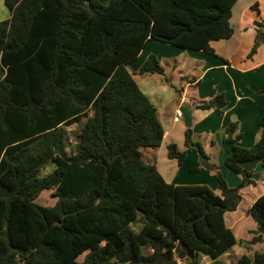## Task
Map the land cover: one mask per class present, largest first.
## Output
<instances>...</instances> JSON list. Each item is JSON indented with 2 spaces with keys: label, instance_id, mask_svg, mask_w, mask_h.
<instances>
[{
  "label": "trees",
  "instance_id": "16d2710c",
  "mask_svg": "<svg viewBox=\"0 0 264 264\" xmlns=\"http://www.w3.org/2000/svg\"><path fill=\"white\" fill-rule=\"evenodd\" d=\"M237 1L4 0L0 264H222L238 243L225 216L237 211L241 190L256 185L239 163L264 156V118L251 148L239 144L237 124L225 129V166L242 177L237 187L220 173L217 192L168 183L144 154L161 147L165 130L129 65L152 41L214 54L212 42L234 35ZM140 74L165 69L151 54ZM226 106L220 94L198 108ZM78 125L68 142L67 128ZM185 146L169 145L168 158L181 165L193 147L206 157L192 129ZM50 162L55 170L40 177ZM46 191L54 206L37 202ZM248 215L256 229L247 244L255 247L264 243V195ZM235 264H264V252Z\"/></svg>",
  "mask_w": 264,
  "mask_h": 264
},
{
  "label": "crops",
  "instance_id": "0c3cea01",
  "mask_svg": "<svg viewBox=\"0 0 264 264\" xmlns=\"http://www.w3.org/2000/svg\"><path fill=\"white\" fill-rule=\"evenodd\" d=\"M239 6L241 8L235 16V11ZM232 12L231 26L234 35L228 40L212 42L211 48L215 51L214 54L198 51V57L201 60L176 62L173 67L169 68L172 76L179 74L177 76L180 81L179 89L176 90L177 99L173 121L175 122L177 109L184 105L191 108L192 127L186 129H192L193 143L201 145L206 158L214 166V170L208 171L200 164L199 154L201 153L196 147H193L182 164L177 163L176 171L173 173L168 171L169 177L173 180L172 182L168 181L160 172L168 183L186 185L191 182L187 181L190 176L189 172L197 170L195 173H191L198 174L195 176L198 180L194 182L198 185H206L214 192H217L218 183L215 178L217 173L223 176L230 187H236L235 184L239 185L242 177L225 166L227 154L223 147V140L226 127L232 123L237 124L238 129L235 136L241 135L239 144L244 148H251L261 138V120L264 118V0H238ZM9 18L10 14L1 15L0 21ZM234 21L237 27L233 25ZM257 40H260V46L257 52L250 57ZM151 44L150 42L139 58L129 65L131 73L133 71L132 65L139 60L142 61L150 54L149 52H153L148 50ZM186 56L189 57L188 54ZM138 63L142 66L144 61ZM194 71H197V73L191 79H188L185 74ZM205 89L208 95H202ZM191 90L194 93L192 97L189 95ZM220 94H224L227 102V106L223 110H201L198 108L202 104L211 102ZM182 120L175 123H180ZM203 141L205 147L201 144ZM186 150L187 147L185 146L183 151ZM146 158H155L157 165L156 155L146 156ZM253 178L256 181L257 189L264 187V167L258 166L253 173ZM261 189L263 191L257 195L251 193L252 201L249 203L247 210L245 209V213L238 216V207L236 212L228 213L230 214L229 217L226 214L225 219L228 228L233 230V225H229L228 219L236 224L245 214L248 215V211L255 201L264 195V188ZM243 190H241V194L244 197ZM262 250L264 248L261 251L254 249L253 252H263ZM203 259L205 260L206 257H203Z\"/></svg>",
  "mask_w": 264,
  "mask_h": 264
},
{
  "label": "rangeland",
  "instance_id": "374dc122",
  "mask_svg": "<svg viewBox=\"0 0 264 264\" xmlns=\"http://www.w3.org/2000/svg\"><path fill=\"white\" fill-rule=\"evenodd\" d=\"M241 8L239 6L237 10L235 11V16L238 12V10ZM1 15H9V10L7 9L4 0H0V16ZM236 19V18H235ZM233 25L237 27L236 22L234 21ZM152 44L149 47V52L151 54H154L157 56V58L160 60L161 66L166 70V76H160V75H141L140 74V67L141 64L138 62H145L147 57H145L142 61L136 62V64L132 65V74L135 77V80L141 89V91L148 96V98L151 100V102L155 105L158 111V115L160 118V121L162 122L165 131H166V137L161 145L160 148L156 150H148L144 151V154L146 156H152L156 155L157 157V167L159 169V172H161L168 181L172 182V178L169 177L168 171L173 173L177 170V161L171 160L168 158V146L171 144L177 145L179 150L183 151L185 149V122L184 119L180 123H175L173 121V118L175 116V107H176V99H177V92L176 90L179 89L180 81L178 79L179 75L177 73L176 76L171 75V71H169V68L173 67L176 62H195V60H201L198 56V52L193 51H184L182 49L158 43L156 41H152ZM188 54V58L187 55ZM183 66V64H182ZM197 73V71L194 72H187L185 75L188 79H191L192 76ZM193 91L191 90L189 95L192 97ZM202 95H208V92L205 89L204 94ZM197 122V117H196ZM81 126H71L67 128L68 132V142L72 143L73 139L77 136V134L80 131ZM202 146L205 147V142H201ZM200 164L201 160L199 161ZM263 167V166H262ZM176 169V170H175ZM55 170V165L50 162L44 170H42L40 177H45L49 174H51ZM207 170V169H206ZM217 170V169H216ZM195 172L197 170H194ZM209 171V170H208ZM195 172H189L190 176L187 178V181H191L190 183H187L189 185H198L197 176L198 174H191ZM188 174V173H187ZM256 180L258 179L255 178ZM256 182V181H255ZM174 184V183H173ZM186 184V185H187ZM236 187L238 186L235 184ZM257 185L254 186H248L246 187L242 192L245 193L243 197V201L239 205L238 209V216L242 215V213H245L247 210V207L249 203L252 201L251 193H254L257 195L259 192L263 191L264 187H260V189L256 188ZM235 188V187H232ZM39 204L43 206H54L57 202V198L54 196L53 191H46L44 192L41 197L37 201ZM246 209V210H245ZM230 214H228V217ZM229 225H233V232L238 240L237 245L230 251L228 255L225 254V256H222L220 258V261L222 264H235L237 260L243 256H253L255 252H253L254 249L261 251V249L264 248V244L251 247L248 246L247 241L251 239L250 232L256 229V224L253 221V219L245 214L244 217H242L236 224H234L233 221H230L228 219ZM264 252V250H262ZM210 259L206 257V259H203V264H209Z\"/></svg>",
  "mask_w": 264,
  "mask_h": 264
},
{
  "label": "water",
  "instance_id": "95a60500",
  "mask_svg": "<svg viewBox=\"0 0 264 264\" xmlns=\"http://www.w3.org/2000/svg\"><path fill=\"white\" fill-rule=\"evenodd\" d=\"M180 111L182 112V116H183L186 128H191L192 127L191 108L187 105H184L180 107ZM199 156H200V160L204 168L209 171H213L214 166L210 164L208 158L204 157L202 154H199ZM263 162H264V156L261 158H257L255 160L241 162L239 163V166L247 172H254L256 168Z\"/></svg>",
  "mask_w": 264,
  "mask_h": 264
},
{
  "label": "built area",
  "instance_id": "2783aa9c",
  "mask_svg": "<svg viewBox=\"0 0 264 264\" xmlns=\"http://www.w3.org/2000/svg\"><path fill=\"white\" fill-rule=\"evenodd\" d=\"M181 119H183L182 112L180 111V109H177L176 117L174 120H175V122H179Z\"/></svg>",
  "mask_w": 264,
  "mask_h": 264
}]
</instances>
